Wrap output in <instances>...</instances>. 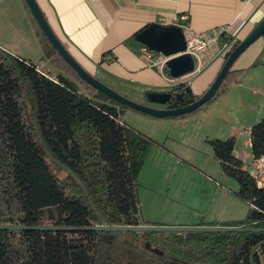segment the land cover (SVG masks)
I'll list each match as a JSON object with an SVG mask.
<instances>
[{
  "label": "trees",
  "instance_id": "trees-1",
  "mask_svg": "<svg viewBox=\"0 0 264 264\" xmlns=\"http://www.w3.org/2000/svg\"><path fill=\"white\" fill-rule=\"evenodd\" d=\"M48 43L44 53L59 69L56 76L0 48V224L42 225L46 215L57 226L140 225L137 177L157 142L122 122L116 106L123 105L85 83ZM247 69L231 67L218 91ZM171 89L182 94V103L172 97L170 108L199 97L186 83ZM249 139L252 157H264V117L250 127ZM208 143L222 172L236 181L235 195L249 209L242 220L199 226L264 228V186L234 156L235 138ZM113 234L130 236L144 248L156 233L0 230V264H116L106 242ZM169 234L197 255L189 261L163 257L158 264H262L255 248L264 246V232L186 233L182 239Z\"/></svg>",
  "mask_w": 264,
  "mask_h": 264
},
{
  "label": "crops",
  "instance_id": "crops-1",
  "mask_svg": "<svg viewBox=\"0 0 264 264\" xmlns=\"http://www.w3.org/2000/svg\"><path fill=\"white\" fill-rule=\"evenodd\" d=\"M36 2L56 36L85 70L117 92L144 104L147 103L148 92L166 91L172 85L171 77L155 64L153 52L149 58L147 56L149 51L132 38V35L144 26L150 23L177 25L182 29L188 27L207 39L217 38L216 42L209 44L205 53L206 67L198 73L189 74L192 79L186 83L195 95L200 96L218 74L224 63V55L233 42L244 39L254 25L264 17V0H36ZM27 23L34 35L31 45L36 49L35 53L43 58L45 56L42 49L46 44L38 38V31L31 21ZM255 42L258 43L256 57L247 63L237 59L232 66L233 69L248 68L237 82L227 87L223 86L214 99L201 109L184 116L166 119L174 129L173 141L168 134L163 138L158 136L156 140L145 133L157 144L148 151L137 179L145 168H148L154 178L169 175L170 171H179L184 167L204 175L206 171H210L207 168H198L201 160L196 155L186 158L180 154L173 146L176 139L191 147L195 142L208 143L211 139L234 137V156L242 161L243 169H250L255 159L250 150L249 129L264 117V38L260 37ZM106 52L107 57H103ZM28 59L38 70L44 66L43 63L40 64L41 61ZM46 71L54 73L49 68ZM195 82L199 90L193 87ZM116 108L120 112V120L124 122L123 109H119L118 106ZM239 144L249 147L247 166L239 151ZM210 151L214 157L211 147ZM215 160L218 162L216 158ZM218 166L216 170L214 169L217 179L230 178L237 185L233 178L222 172L219 162ZM214 183L213 197L220 196L227 201L229 193L217 180H214ZM182 192L179 187L173 190L170 187H166L165 190L151 188L152 195L146 197V202L148 206H154L159 204V198L170 199L169 196H178ZM181 196L180 198H188L186 193ZM195 211V216L182 214L180 219L194 221L199 215L201 220L197 225L223 224L244 219L248 210L244 216L231 214L232 211L228 207L216 208L202 214L198 209ZM151 219H156L152 212L140 214L138 211L140 225L150 224Z\"/></svg>",
  "mask_w": 264,
  "mask_h": 264
},
{
  "label": "rangeland",
  "instance_id": "rangeland-1",
  "mask_svg": "<svg viewBox=\"0 0 264 264\" xmlns=\"http://www.w3.org/2000/svg\"><path fill=\"white\" fill-rule=\"evenodd\" d=\"M28 21H31L32 25L37 29L40 41L47 44V39L35 22L24 0H0V48L26 59L32 58L35 62L41 61L40 64L43 63L44 66L42 68L39 67V70L50 76H56L59 69L47 59L44 53L47 45H45V48L42 49L45 57L42 58L39 54L35 53L36 49L31 45L33 43L34 35L30 30L27 23ZM257 45V42H253L238 57V60L240 59L239 61L244 63L251 62V60L258 54ZM152 57L156 61L164 58V56L159 53L153 54ZM203 65L204 66L201 68V71L207 65L206 55H204L203 58ZM47 68L51 69L54 73L51 74L50 72H47ZM191 79L192 76H189L188 74L179 79L178 82L184 81L187 83ZM193 87L197 90L200 89L197 87L196 82L193 84ZM171 88L172 85L166 91ZM80 91L85 93L81 88ZM146 102L148 103V101ZM120 108H122L125 113L122 117L123 121L128 123L130 126L147 133L156 140L158 136L163 138L168 134L171 141H173L174 129L166 119L174 116L159 118L141 113L126 106ZM25 109L27 112L30 110V103L28 100L25 101ZM173 146L186 158H192L193 155L199 157L201 162L199 165L200 167L198 168H207L210 169V171H206L207 173L204 175L198 172H192L194 170L191 168L184 167L179 171H170L169 175L160 177L156 176L157 178H154V175H151L147 170L148 168H145V170L141 172L139 179H137L138 185L136 186V191L139 213L142 214L144 212H152L156 218L151 219V223H148V225L166 227L199 226L197 225V223L201 220L199 215L194 218V221L180 219L182 214L188 215L189 217L195 216V209L201 211L202 214V212L206 213L207 211L209 213L211 210L216 208L228 207L232 211L231 214H240V216L245 215L248 210V204L240 200V198L235 195L234 192L237 191V185L235 182H233L230 178H227V180H218L216 175H214L216 174L214 169L216 170L219 166L218 162L212 156L210 146L207 142H195L192 146L190 145L191 147H189L182 143L179 139H176L174 140ZM239 151L243 155L244 162L247 166V160L249 159L248 157L250 153L249 147L239 144ZM61 177H64V173H61ZM213 179L217 180L222 185V188L229 193L230 196L227 201L225 200L226 198H221L220 196L218 197L215 195L213 197V189L215 186ZM166 187H170L171 190L175 188L178 189L179 187V189L183 192L178 196H169L170 199H165V197L159 198V204L148 206L146 197L152 195L151 188H156V190H165ZM184 192L188 195V198H180L182 197V194H185ZM52 222L53 221L48 219L46 215L41 220L42 224H52ZM137 234L140 235L141 233ZM183 235L184 234H181V236ZM171 237L172 236H170L167 232H160L154 235V239L158 245L156 253L134 246L131 242L130 236L126 237L121 234L107 235L106 242L109 245L111 257L116 264H158L159 261L157 256L159 255L158 253L162 252V249L164 250L165 255H169L168 258H170V260H173V257L174 259L178 258L189 261L196 257L197 251L194 248L186 245L178 247L174 241L172 242ZM255 250L259 254L261 263L264 264V246H262V249L257 246Z\"/></svg>",
  "mask_w": 264,
  "mask_h": 264
},
{
  "label": "water",
  "instance_id": "water-1",
  "mask_svg": "<svg viewBox=\"0 0 264 264\" xmlns=\"http://www.w3.org/2000/svg\"><path fill=\"white\" fill-rule=\"evenodd\" d=\"M27 4L34 20L42 31L43 35L52 46V48L65 60V62L76 72V74L88 85L92 86L99 92L103 93L116 103L148 114L153 117H170L181 116L186 113H192L205 103L209 102L221 86L228 70L233 66L238 57L262 34H264V17H262L248 33L226 56L224 63L220 68L214 80L208 88L193 102L177 106L168 107L172 97L176 103H182V94H172L171 89L168 91H150L147 93L148 103L134 101L125 95L112 89L87 70H85L70 54L67 48L56 36L48 24L43 12L38 6L36 0H24ZM134 40L143 45L148 51L162 54L167 58L165 67L172 79L181 78L194 70V59L186 51V42L181 27L177 25H166L161 23H150L140 29L134 36ZM25 229L41 231H78L94 230L108 233L116 232H167V233H226V232H264V228H247V227H224V226H196V227H166L157 225H124V226H57L51 224H42L34 226H25L20 224H0V230L20 231Z\"/></svg>",
  "mask_w": 264,
  "mask_h": 264
},
{
  "label": "built area",
  "instance_id": "built-area-1",
  "mask_svg": "<svg viewBox=\"0 0 264 264\" xmlns=\"http://www.w3.org/2000/svg\"><path fill=\"white\" fill-rule=\"evenodd\" d=\"M181 19H184V18L181 17ZM182 30H183L185 42H186V51L190 53L194 59L195 66H194L193 72L191 73H195V72L198 73L201 71V68L204 66L203 58H204L205 53L208 50L209 44L212 42H216L217 38L207 39L201 34L194 33L188 27H185ZM147 56L151 58L152 52L149 51ZM166 60L167 58L164 57L163 59H159L158 61H155V64L159 65L160 69H164ZM181 78H178V79L171 78L170 81H171L172 86L180 84V83H185L184 81L178 82V80ZM248 171L254 177L258 186H264V157L256 159Z\"/></svg>",
  "mask_w": 264,
  "mask_h": 264
},
{
  "label": "flooded vegetation",
  "instance_id": "flooded-vegetation-1",
  "mask_svg": "<svg viewBox=\"0 0 264 264\" xmlns=\"http://www.w3.org/2000/svg\"><path fill=\"white\" fill-rule=\"evenodd\" d=\"M171 92H172V94L174 95V94H180V93H177L176 91H173L172 89H171ZM181 234H184L183 236H181ZM181 234H177L178 235V237L179 238H184L185 237V234L186 233H181ZM113 235H115V234H113ZM107 237V236H106ZM177 237V236H176ZM172 238V242L174 241V239H176L174 236H172L171 237ZM131 239V238H130ZM132 242V241H131ZM175 243V242H174ZM133 244V243H132ZM176 245H178V247H180V246H184V245H186V246H189L188 244H182V245H179V244H177V243H175ZM134 245V244H133ZM135 246V245H134ZM158 245H157V242L155 241V239H154V235L152 236V237H150L149 238V241H147V242H145V244H144V248L143 249H147V250H149V251H151V252H153V253H156V250H158ZM190 247V246H189ZM159 255L157 256V258H158V261H159V259L160 258H163V257H165V258H167V259H169L170 260V258H168L169 257V255H165V252H164V250L162 249V252H160V253H158ZM172 259L173 260H171V261H178V260H183V259H174L173 257H172Z\"/></svg>",
  "mask_w": 264,
  "mask_h": 264
}]
</instances>
